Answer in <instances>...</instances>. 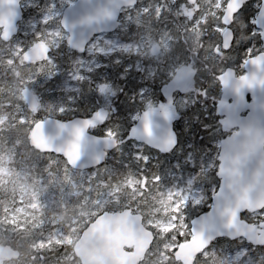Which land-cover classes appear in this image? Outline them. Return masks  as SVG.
I'll return each instance as SVG.
<instances>
[{
	"label": "trees",
	"instance_id": "16d2710c",
	"mask_svg": "<svg viewBox=\"0 0 264 264\" xmlns=\"http://www.w3.org/2000/svg\"><path fill=\"white\" fill-rule=\"evenodd\" d=\"M28 1L30 2V0ZM157 1L161 0L138 1L134 8L124 11L126 13L123 12L121 17L123 18L125 14H128V16L127 19H122L119 29V33L123 40L134 43L140 41L143 37L149 40L153 48L138 54L121 52L113 54L119 55L121 61L129 64V66L135 65L133 79L143 86L144 92L151 90L149 95L145 94L143 97H137L140 101L138 109L141 114L149 110V105L152 106V109H159V99H163V82L169 79L168 70L176 59L188 63L187 65L191 66L193 68L191 69L197 72L193 86L189 87L185 95L200 89H206L210 97L206 107H201L200 105L196 106L200 114L202 125L209 126L207 131H205L203 126H197L196 129L199 133V136L196 138H203L204 141L202 149L198 151L201 157L200 165L204 163L207 164L209 157L212 158L214 155L218 154V142L228 134L223 126L215 128L216 122L221 119V117L214 112L211 100L212 97H215L218 103L221 97V88L217 81V76L227 68H233L236 73L241 74L242 68H239L240 64L247 57V48L251 47L250 53L252 55L264 50L259 34L256 31L255 35L252 34L254 26L252 23H249V20L253 16L255 17L258 12V7H255L254 3L259 2L257 0L245 2L235 14L233 23L230 26L231 29L233 31L239 29L238 27H240V25H238L237 19L240 17L241 21L244 23L245 30L240 41L235 39L236 42L233 43V46L227 51L221 47L222 41L220 33L214 31L216 27H224L222 24V16L224 13H220L221 15L219 17L212 14L215 0H165L162 2V8L159 13L155 10ZM228 1L229 0H227L225 5H227ZM31 3L33 4L24 8V18L19 25V33L16 37L7 41L3 38L0 31V62L6 65L5 67L3 66L6 69L3 67V69L1 68L6 74V77L4 79V84L0 86V104L13 105L16 103L18 105V110L26 112L27 115L30 114L34 121L22 122L19 117L13 118L12 110L6 108L9 119L5 125L0 128V150L2 151L3 148L5 151L13 152L15 160L23 156L25 158L27 157L30 163H36L35 171L38 176L45 177L47 173H50L54 177L61 178L63 170L65 168L70 169L67 162L59 155L39 152L29 144L28 136L30 130L37 121L44 120L48 117H56L61 120L79 117L89 118L93 113L94 106L90 102L93 88L88 80V76L89 74L94 75L97 68L85 74V77L78 85V98L75 99L76 101L67 102L63 113H57V106L53 110L50 109L51 111L47 113L39 110L37 114H32V112L28 111L26 108L24 101L15 99L13 94H15V91L21 86L22 82L28 79L30 80L28 86L37 90L36 94L43 99V104H45V98L43 97H46L45 100L50 103L58 101L59 98L56 97V95L58 96L62 93H59L60 91L58 92L57 90L62 89L63 79H65L67 72L71 70L76 58L79 56L76 52H72L67 45L62 44L49 53L52 62L50 64L46 62L47 65L44 66V68L38 69V66L42 64L40 62L25 64L27 67H22L20 62L17 61V57H13L12 55L13 45L19 38H23L21 42L25 47H29L35 43L36 31L33 35H23V25L27 20H37L42 17L48 9L50 0H38ZM183 5L187 6L189 10H192V14H188H190L193 19H199L203 16L206 17L205 22L201 23L199 28V33L202 35L201 39L195 40V33L190 31L188 26L185 25L189 15L179 16L176 12V9ZM142 6L148 7L146 13L141 12ZM57 24L60 25V23ZM46 26H48V23ZM39 30L41 31V27ZM211 32H215V34L213 35ZM166 33H170L176 39V41L171 44L168 51H165V49L160 46L159 42ZM209 34L212 35L210 36L212 37L210 41L207 36ZM235 35L237 36L238 34L235 32ZM197 45H202V48L200 47L198 50ZM214 48L218 49V52L221 53L220 56L218 55V61H216L217 59L209 58ZM111 55H98L97 59L100 62V66L106 61L110 62ZM7 61L10 62L5 63ZM100 66L98 68H100ZM112 67L113 70L116 71L121 67V64L117 63ZM101 70L103 71L104 69ZM17 72H19L21 80L17 78ZM18 81L21 82L19 83L20 86L17 88L16 84ZM15 85L16 89L12 87ZM40 85H42V90L47 92L46 96L38 91L37 87ZM121 87H123V85H120L118 82L113 84L111 81H105L103 95L108 100H111ZM174 94L180 93L178 90H175L172 95ZM70 95L75 96V93ZM74 98H76V96ZM201 103L203 104V102ZM128 107L133 108L132 105ZM132 114H134V112L130 113L129 119ZM107 119H109V114L105 120ZM104 121L90 127V132L97 136H104ZM188 121L189 117L182 114L181 118L174 124L175 130L180 134L182 145L185 140L192 135L191 130L187 126ZM109 122L114 137L118 141L117 149L108 153L104 163L90 170L96 172L95 177L91 180L90 184L81 188V193L75 198H72L71 202L66 204L63 201L64 204H61L58 211L52 213L43 208L40 211V214L43 216L42 219H40L42 222L39 226L27 225L19 229H15L1 221L0 207V244L9 246L19 252V256L12 260L15 264H80L79 259L73 253L72 244L63 242L50 243L48 246L42 248H34V246L38 241L48 240L53 228L61 226L67 231L72 225L71 220L76 217L81 210L87 211L88 213L94 211L97 208V205L94 203V200L98 197V195H94L96 192L98 193L102 190L117 192L116 194L119 197L118 202L104 205V211L129 209L139 213L144 222H147L148 218L151 216L152 210L157 206L160 194L171 184L169 176L174 173L176 169H172L165 161H171L174 157H164L157 151L144 147L143 152L153 158L149 164L145 165L142 159L133 157V154L137 152V149H135L133 145L137 142L129 141V143L132 144V146L129 147L128 144H125L121 139L122 134L126 131L123 125L127 123V121L120 120ZM158 155L160 156L159 164L154 158V156ZM175 158L179 159L180 157L177 155ZM98 182H104L105 186L99 187L97 184L94 188H88L91 184L94 185ZM196 183L204 186L206 204L210 203L211 200H209V197L212 195L210 187L212 185H218L216 171L210 170L199 173ZM4 198L5 197H0V200ZM204 210L207 211V208L205 207ZM199 211L200 209L196 206L183 209L182 214L189 228L191 220L198 216L197 213ZM242 218L250 222L252 221L247 212L242 214ZM82 230L83 228L80 229L79 233H81ZM153 231L155 233L154 242L146 257L138 264H151L154 259H160L164 255L162 253L163 246L167 242H176L177 245H180L190 239L189 233L180 235V227L170 231L164 237L154 229ZM173 237L175 239H173ZM214 247H216L215 252H211L207 257L204 256V254L197 255L193 264H228L222 261V254L238 248H246L247 254L252 256L257 264H264V248L253 247L244 240L231 241L226 238L218 239L211 243L208 250ZM218 250L222 252L220 251L221 253H219ZM167 255V260L165 262L161 261L159 264H181L176 261L174 251L167 253Z\"/></svg>",
	"mask_w": 264,
	"mask_h": 264
},
{
	"label": "water",
	"instance_id": "95a60500",
	"mask_svg": "<svg viewBox=\"0 0 264 264\" xmlns=\"http://www.w3.org/2000/svg\"><path fill=\"white\" fill-rule=\"evenodd\" d=\"M23 1L0 0V29L6 40L18 33V24L23 19ZM247 1L250 0H230L222 23L229 26L235 13ZM258 1L257 23L253 25L264 45V0ZM136 3L137 0H77L69 5L60 21L68 34V47L79 54L84 53L94 36L115 32L121 24L122 10L132 8ZM232 40L233 32L227 28L222 35L225 50L231 47ZM45 57V47L39 44L25 59L35 62ZM243 70V74L236 75L233 69H227L218 76L224 101L220 110L222 120L229 119L228 106L239 104L238 117L243 123V134L237 131L235 136L231 135L234 129H239L238 124L223 126L232 132L221 140L219 146L216 172L219 182L214 195L220 208L207 220L201 215L191 220V238L174 252L176 261L181 264H193L197 255L221 238L232 241L242 239L254 247L264 245V221L256 225L242 218V213L264 209V51L249 56L244 61ZM192 75L188 68H182L176 75L181 94L187 92ZM253 92V107L244 108L241 97L251 101ZM21 95L30 110L37 113L40 101L35 94L24 88ZM149 111L152 109L146 112ZM106 116L107 111L103 110L92 119L46 118L30 130L29 144L42 153L62 156L74 170L96 168L104 163L108 152L118 146L117 139L112 136H97L89 132L91 126L104 121ZM164 119L166 117L156 110L148 123H137L135 141L155 151L158 148L169 151L175 143L174 139L161 136L158 131L154 135L153 126L163 123ZM154 239L153 231L145 225L140 214L129 209L105 211L83 230L73 251L81 264H138L148 253ZM18 255L11 247L0 245V264Z\"/></svg>",
	"mask_w": 264,
	"mask_h": 264
},
{
	"label": "rangeland",
	"instance_id": "374dc122",
	"mask_svg": "<svg viewBox=\"0 0 264 264\" xmlns=\"http://www.w3.org/2000/svg\"><path fill=\"white\" fill-rule=\"evenodd\" d=\"M33 1L38 0H30V2L28 1L26 6L32 5L33 3L31 2ZM76 1L77 0H50L48 9L42 17L37 20L31 19L25 21L22 34L33 35L36 31V41L29 47H25L22 44L21 41H23V38L17 39L14 43L12 55L13 57H17V61L20 62L22 67H27V65L25 64L33 63L32 61L25 59V56L32 52L34 47L39 44L44 45L47 56L43 60L35 61L37 63L40 62L44 64L39 65L38 69L44 68V66L47 65L46 62H48V64L52 62L49 57V53L51 51L62 44L67 45L66 39L68 37V34L62 29L61 25H58L57 23H60L64 10L69 5L74 4ZM164 1L165 0L156 2L155 10L158 13L160 12L162 8V2ZM226 2L227 0H215L212 8V14L216 17H219L221 15L220 13H225ZM254 6L257 7L258 3H254ZM146 9L147 7H142V11H146ZM124 11L126 10H123V12ZM176 12L179 14V16L189 15L187 21L185 22V25L188 26V29L190 31H193V33H195V40L201 39L202 35L199 33V28L200 24L204 23L205 18L201 17L197 20L193 19L190 16V14H192V10H189L185 5L178 7L176 9ZM127 16L128 14H125L122 19H127ZM47 23L48 26H46ZM237 23L238 25H240V27H238L239 29L237 31H233L232 46L233 43L236 42V40L240 41L245 30L244 23L243 21H241L240 17H238ZM40 27L41 31L39 30ZM119 29L112 34H102L95 37L87 47L85 53L79 55L76 58V61L74 62L71 70L67 72L65 79H63L62 89L57 90L58 92L60 91L59 93H62L61 95H56V97L59 98L58 101L50 103L49 101L45 100L46 97H43L45 98V104H43V99L38 97L36 94L37 90L33 87L31 88L28 86V83L30 81L28 79L24 80L21 86L19 84L21 81L17 82V88L19 86L20 87L15 91L13 97L17 100L21 99L22 101H24L21 96V91L24 88H28L39 99L41 104L39 109L40 111H44V113H47L58 106L57 113H63L65 110V104L67 102L76 101L75 99L78 98V85L79 82L82 81V79L85 77V74L92 71V69L98 68L100 66V63L97 59L98 55H111L116 52L140 53L145 51L144 49H146V39L142 37L138 42H127L121 37ZM225 29V27H216L214 31L220 33L221 36ZM235 32L238 34L237 36L235 35ZM211 34L214 35L215 32H211ZM211 34L207 35L209 41L210 38H212L210 37L212 36ZM174 41H176V39L170 33H166L164 36H162L159 42L160 46L164 48L165 51H168ZM201 46L202 45H197L198 50ZM151 48H153V45H151L150 43V49ZM214 49L209 58L216 60L218 58V55L220 56L221 53L218 52V49ZM250 52L251 47L247 48L246 50L247 55ZM218 59L216 61H218ZM8 62L10 61H7L5 63ZM187 64L188 63L184 61H178L177 59L175 60V62L170 66L168 70L169 79L163 82V92L165 87L167 88L169 95H172L175 90H178V86L175 81L176 73L182 68H192ZM3 66L5 67L6 65H4L3 62H0V86L4 84V79L6 77V74L2 71V69L4 68ZM241 67L242 63L240 64L239 69H241ZM137 69L139 70L138 67ZM196 74L197 72L194 71L192 82H190L189 84V86L191 87L193 86V82L195 81L194 78ZM17 78L20 79L19 72H17ZM16 85L12 87H15L16 89ZM37 89L40 93L44 94L45 96L47 95V92L42 90V85L38 86ZM72 93H75L76 98H74L75 96L70 95ZM150 93L151 90L145 92V94L147 95H149ZM102 94H104V92ZM25 105L28 111L32 112L26 103ZM17 107L18 105L16 103L13 105L0 104V128L5 125V123L9 119V115L6 113V108H10V110H12L13 118L19 117L20 121L22 122L34 121L33 117L30 114L27 115L26 112L19 111ZM106 109L108 110V108H105L103 110ZM103 110L98 111L97 114ZM32 114L34 113L32 112ZM133 146L135 149H139V151H142L143 146L141 144L135 143ZM141 154V152H136L133 157L140 156ZM217 157V155H214L211 158V161L208 160L207 164H201L199 173L210 170L217 171ZM14 158L15 157L13 152L5 151L3 150V148L2 151L0 150V197H5L3 200H0L1 221L14 227L15 229L23 228L27 225L35 227L39 226L42 222V220L40 219H42L43 216L42 214H40L41 209H47L51 213L54 211H58V209L61 207V204H67L68 202H71L72 198H75L77 195H79L81 193V188L86 187L88 184H90L96 173L95 171L90 170L74 171L72 169L65 168L63 170L61 178L54 177L50 173H47L45 177H42L38 176L35 171L36 163H30L28 158H25L23 156H21L17 160H15ZM169 177L171 179V184L164 190L163 193L160 194L157 206L154 210H152L151 216L146 222V224L151 226L156 232H159L162 237H164L168 231L179 227L180 235L189 233L190 229L188 227V223L185 221V217L182 214L183 209L190 207L189 205H192L191 207L195 206L197 201L201 202V206L206 204L205 188L203 185L196 183L198 175L191 177L187 171L181 172L179 170H176L174 173L170 174ZM189 181H191V183H189ZM97 184L99 185V187L105 186L104 182H98L94 185L91 184V186H89L88 188H94V186H96ZM216 188L217 186L215 185H212L210 187L212 195L215 192ZM94 195H98V197L94 200V203L97 205V208L94 211L88 213L87 211L81 210L79 214L71 220V228H69L67 231H65V229L61 226L53 228L51 230L49 239L46 241H38L34 248L46 247L50 243L64 242L67 244H74L80 237L79 231L84 225V223L82 222V218L85 219L86 217H88L84 221L87 222L92 216L95 217L97 213L103 212L104 205L117 203L119 200V197L113 194L111 190H102L98 193L96 192ZM252 217L254 219H259L262 217L264 218V211L256 215H252ZM173 239L175 238L173 237ZM175 247H177L176 242H167L163 246L162 253L164 255L160 259H154L151 264H159L161 261L165 262L168 258L167 253L172 252ZM215 251L216 247L211 250L207 249L204 253V256L207 257L211 252ZM218 251L219 253L222 252L221 250ZM222 261L227 262L228 264H257L254 258L247 254L246 248H238L233 251L223 253ZM4 264L15 263L11 260Z\"/></svg>",
	"mask_w": 264,
	"mask_h": 264
},
{
	"label": "snow or ice",
	"instance_id": "6c2138e0",
	"mask_svg": "<svg viewBox=\"0 0 264 264\" xmlns=\"http://www.w3.org/2000/svg\"><path fill=\"white\" fill-rule=\"evenodd\" d=\"M249 23L255 24L257 21L253 16ZM252 34L255 35V30H252ZM250 51V49H249ZM120 63L121 67L114 71L113 65ZM101 69H104L103 71ZM135 73V65L129 66V64L121 61V58L117 54H112L110 57V62H104L101 64L100 68L96 69L94 75L89 74L88 80L92 84V92L90 96V102L94 106V110L89 119H92L97 111L108 108L109 110V119L104 121L103 124V135L112 136L114 135L110 122L115 121H127L123 126L126 131L122 134L121 139L125 144H128L129 147L132 144L129 141H135L134 133L138 131L136 125L137 123L146 124L148 123L152 112L156 109H152V106L149 105V109L152 111L144 112L143 116L138 109L140 101L137 97H143L145 95L143 86L138 84L134 79L133 75ZM55 79V78H53ZM105 81H111L113 84L117 82L120 85H123L118 91V93L112 97L111 100H108L102 93L105 89ZM139 89V91H138ZM210 97L206 89H200L188 94H174L169 95L167 88L165 87L163 92V99H159V112L162 114L164 122L161 124L154 125V135L155 131H158L161 136H170L174 139L175 143L169 151H164L162 149H156L158 153L164 157L173 156L174 158L171 161H165L172 169L179 170L181 172L187 171L191 177H194L199 174L200 171V161L201 157L198 154V151L202 149L204 145L203 138L197 139L199 133L196 131L197 126H203L205 131L208 130L209 126L202 125L200 121V114L197 111V105L201 107H206L207 102ZM243 107L252 108L255 103V94L252 93V100L249 101L247 97L242 96ZM213 110L216 115L220 116L219 109L220 104L217 103V98L212 97ZM203 102V104L201 103ZM132 105L133 108L128 106ZM240 111V105L235 104L228 106V120L219 119L216 122L215 128H220L221 126H227L229 123H235L239 125V129H234L232 136L236 135L237 131H240L242 135L243 132V123L239 120L238 112ZM129 119L130 113H133ZM187 115L189 117L188 127L191 130L192 135L185 140L184 144H181L180 134L174 129V123L181 118V115ZM186 149V150H185ZM179 155V159L175 158ZM136 159H141L140 156H137ZM143 163L145 165L149 164L153 159L150 156H143ZM157 163L160 162V156L155 157ZM211 161V157H209ZM219 171V169H218ZM191 183V181H189ZM222 190V189H221ZM211 200L210 203L201 207V202H196V207L200 209L197 215H201L203 219H209L214 216V214L219 211V202L217 197L213 194L209 197ZM190 207L192 205H189ZM205 207L207 211H205ZM255 247L264 248V245H256Z\"/></svg>",
	"mask_w": 264,
	"mask_h": 264
},
{
	"label": "flooded vegetation",
	"instance_id": "af4514ba",
	"mask_svg": "<svg viewBox=\"0 0 264 264\" xmlns=\"http://www.w3.org/2000/svg\"><path fill=\"white\" fill-rule=\"evenodd\" d=\"M231 25H232V24H231ZM227 69H229V68H227ZM227 69H226V70H227ZM230 69H233V68H230ZM223 72H224V71H223ZM223 72H221V73H223ZM223 103H224V102H223L221 99L218 101V104H220L221 106L223 105ZM220 108H221V107H220ZM219 110H220V109H219ZM225 130H226V129H225ZM226 131H227V133H228L226 136H228V135L231 133V131H228V130H226Z\"/></svg>",
	"mask_w": 264,
	"mask_h": 264
}]
</instances>
